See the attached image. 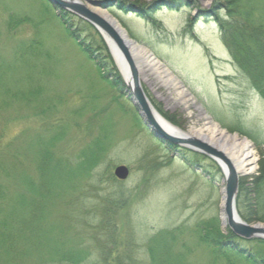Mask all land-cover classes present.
I'll use <instances>...</instances> for the list:
<instances>
[{"label": "rangeland", "instance_id": "rangeland-1", "mask_svg": "<svg viewBox=\"0 0 264 264\" xmlns=\"http://www.w3.org/2000/svg\"><path fill=\"white\" fill-rule=\"evenodd\" d=\"M80 1L113 18L131 41L177 76L185 95L155 78H141L146 97L170 126L220 151L207 119L245 139L254 169L239 179L258 175L264 100L222 42L218 21L227 18L228 3L125 0L143 5L139 14L122 10L116 0ZM231 3L252 8L254 22L264 27V0ZM21 40L36 43L38 52L15 59L12 50ZM0 77V95L19 98L0 115V151L12 150L10 141L18 138L21 154L17 177L0 184L5 195L0 198V264H210L194 227L216 217L224 228L222 178L201 171L210 163L193 155L201 153L172 148L136 124L127 95L100 79L45 0H0ZM33 92L43 104L28 112L22 97ZM37 137L54 138L51 153L69 167L80 156L98 154L90 178L78 189L65 180H39L34 171L44 145ZM119 165L128 169L121 181L113 176ZM62 242L64 249L75 247L73 260L54 254ZM248 244L264 256V244Z\"/></svg>", "mask_w": 264, "mask_h": 264}, {"label": "trees", "instance_id": "trees-1", "mask_svg": "<svg viewBox=\"0 0 264 264\" xmlns=\"http://www.w3.org/2000/svg\"><path fill=\"white\" fill-rule=\"evenodd\" d=\"M224 1L228 3L225 13L227 18L223 22L218 21L222 42L227 48L237 69L248 79L252 88L264 100V27L254 22L252 8L237 9L234 6L236 5L235 2L233 5L231 0ZM112 2H115V0H110V2L103 1V4ZM115 3L124 11L134 10V12L137 11L139 14H143V12L140 11L143 5H139V3H130L125 0H116ZM51 8L62 21L67 34L75 41L86 58L93 63V66L100 74V79L108 82L118 94H124L125 86L122 78L114 65L105 42L95 28L68 11L58 7ZM84 32L87 33V35H84ZM93 35H97L98 39L94 41L92 38ZM34 45H32V41L29 40L19 41L16 48L12 50L14 58H23L28 55L32 56L36 54L38 49L36 50V46ZM1 84L2 79L0 77V87ZM35 94L36 92H33L32 95L27 94L25 97H22V101L26 106V110L28 109V112L39 109L41 107L40 105L43 104L40 103V100L37 102L34 100ZM5 99L0 95V115L4 113L6 106L10 105L12 100H17L19 98L9 97ZM135 117L134 120L136 124H138V126L140 124L142 125L137 114ZM33 139L37 140L39 144L42 143L44 145L43 148L39 147V154L37 156L38 162L34 171V175L37 176L39 180H50L52 182L65 180L68 183L76 184L75 188L78 189L80 184H83L90 178L91 171L98 161V154L80 156V159L72 164L73 167H69L68 162L55 157V155L51 153L50 147H52L51 145L54 142V138L46 139L37 137ZM15 141L18 142L19 139L15 138L13 142L10 141L9 146L13 147L12 150L5 151L4 149L0 151V184L9 182L10 179L16 178L17 174H19L18 166L21 164V154L18 152V145H16ZM42 141L47 142L43 143ZM168 145L174 148V145L170 143H168ZM193 155L209 159L210 163L207 166H201V171L206 176L211 178L213 177L211 174L214 173L222 178L221 171L213 160L197 153H193ZM258 168V175L253 176L251 180L239 179L235 205L239 217L246 223L264 224V155H261L259 159ZM43 190L44 189L39 192H45ZM2 197L4 198L5 195L0 191V198ZM217 231H221L222 233H217ZM194 232L198 234L197 243L204 245L207 249L210 264H264V256L250 248L248 244L253 241L264 244V240H245L237 237L227 227L222 229L216 217L208 224L195 225ZM8 241L9 238L7 239V246H9ZM63 244L62 242L57 248H53V252L58 260L64 261L65 259L71 260L75 258L72 257L73 255L76 256L75 247L64 249ZM78 252L77 255L81 253L80 251ZM150 253L152 260H154L151 249ZM177 261L183 262V260L179 258Z\"/></svg>", "mask_w": 264, "mask_h": 264}, {"label": "water", "instance_id": "water-1", "mask_svg": "<svg viewBox=\"0 0 264 264\" xmlns=\"http://www.w3.org/2000/svg\"><path fill=\"white\" fill-rule=\"evenodd\" d=\"M45 1L53 8H61L86 21L92 25L101 35L112 57L114 65L116 66L122 78L123 84L125 86V94L127 95L129 102L135 109L141 123L153 138L160 142H169L173 145L199 152L215 161L221 171L223 182V187L221 189L222 226L227 227L235 236L242 239L264 240V225L261 223H246L239 217L237 213L235 200L238 192L239 177L241 175L237 173L229 158H227L222 151L207 143L194 139L182 132H179V135L168 134L160 127L156 118H159L165 123L167 122L153 108L150 101L146 97L141 86L139 74L137 72V57H134L133 54L131 55L128 48L131 40L129 38L124 39L126 34L121 27L115 25V20L109 16L112 21L111 23L108 22L106 19L100 16L98 12H95L92 7L89 8L80 0ZM86 2L90 3L91 5L96 3L92 0H86ZM140 47L147 52L150 58L155 59L160 66H162L164 69H167L169 75H171V77L179 83L180 88L184 90V87L178 80L177 76L170 69H168L165 64L158 61L147 50V48L143 46ZM121 69L127 71L128 82L124 80ZM127 175L128 169L124 165L116 166L113 170V176L118 180H124Z\"/></svg>", "mask_w": 264, "mask_h": 264}, {"label": "bare ground", "instance_id": "bare-ground-1", "mask_svg": "<svg viewBox=\"0 0 264 264\" xmlns=\"http://www.w3.org/2000/svg\"><path fill=\"white\" fill-rule=\"evenodd\" d=\"M95 10V8H93ZM100 11H98L99 13ZM104 19L111 23V18L104 12L99 13ZM115 25L119 26L115 21ZM120 27V26H119ZM125 32V31H124ZM124 39H128L125 35ZM129 51L131 55L137 57V72L139 78H155L160 81L162 85L171 87L173 90H178L180 94L185 95V90H182L179 83L169 75L167 69H164L158 64V62L150 58L147 52L131 41L129 45ZM121 73L124 80L128 82V73L126 70L121 69ZM160 127L168 134L179 135V131L169 124L163 122L159 118H156ZM209 126L212 128L213 137H216V142H220V149L224 152L225 156L229 158L233 164L235 170L239 175L249 174L254 169V159L252 158L251 151L248 150L249 144L245 139H238L235 135H229L219 129L216 124L208 120Z\"/></svg>", "mask_w": 264, "mask_h": 264}]
</instances>
